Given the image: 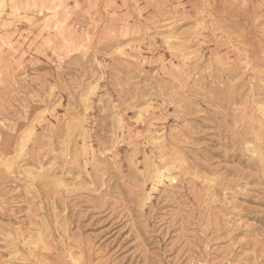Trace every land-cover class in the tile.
<instances>
[{"label": "rangeland", "instance_id": "obj_1", "mask_svg": "<svg viewBox=\"0 0 264 264\" xmlns=\"http://www.w3.org/2000/svg\"><path fill=\"white\" fill-rule=\"evenodd\" d=\"M0 264H264V0H0Z\"/></svg>", "mask_w": 264, "mask_h": 264}, {"label": "bare ground", "instance_id": "obj_2", "mask_svg": "<svg viewBox=\"0 0 264 264\" xmlns=\"http://www.w3.org/2000/svg\"><path fill=\"white\" fill-rule=\"evenodd\" d=\"M1 2H2V1H1ZM162 176H164V175H163V171L161 172V174L156 175V178L161 179ZM164 178H165V177H164ZM157 181H158V180H157ZM160 181H161V180H160Z\"/></svg>", "mask_w": 264, "mask_h": 264}]
</instances>
